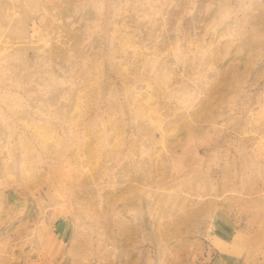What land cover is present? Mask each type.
I'll list each match as a JSON object with an SVG mask.
<instances>
[{
	"label": "rangeland",
	"instance_id": "rangeland-1",
	"mask_svg": "<svg viewBox=\"0 0 264 264\" xmlns=\"http://www.w3.org/2000/svg\"><path fill=\"white\" fill-rule=\"evenodd\" d=\"M0 264H264V0H0Z\"/></svg>",
	"mask_w": 264,
	"mask_h": 264
}]
</instances>
